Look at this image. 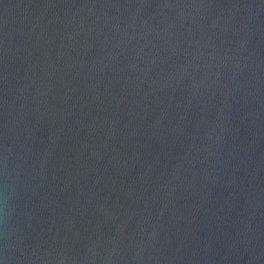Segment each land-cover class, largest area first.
Listing matches in <instances>:
<instances>
[{
    "label": "water",
    "instance_id": "obj_1",
    "mask_svg": "<svg viewBox=\"0 0 264 264\" xmlns=\"http://www.w3.org/2000/svg\"><path fill=\"white\" fill-rule=\"evenodd\" d=\"M0 264H264V0H0Z\"/></svg>",
    "mask_w": 264,
    "mask_h": 264
}]
</instances>
